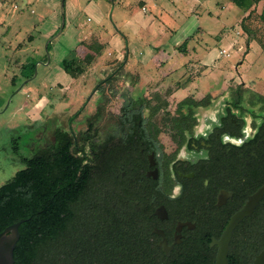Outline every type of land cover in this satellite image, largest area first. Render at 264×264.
Listing matches in <instances>:
<instances>
[{"label":"rangeland","instance_id":"1","mask_svg":"<svg viewBox=\"0 0 264 264\" xmlns=\"http://www.w3.org/2000/svg\"><path fill=\"white\" fill-rule=\"evenodd\" d=\"M159 1L171 5L169 0ZM204 1L212 12L208 17L183 12L184 3H179L180 16L174 22L169 43L173 45L174 39L181 38L179 42L193 44L197 51H203L218 44L220 35L214 36L217 26L228 30L238 39L240 43L234 42V48L243 45L238 56L221 57L218 64L201 66L187 62L177 69L171 67L164 71L166 75L161 73L157 80L146 81L142 87H133L134 83L122 87L115 83L95 92L94 86H90L82 96L74 93V88H70L69 92H62L57 87L39 88V97H45L46 103L39 102L36 106L40 108L39 111L33 112L32 109H19L28 95L17 92L18 88L28 79H34L37 83L43 77L49 83L60 82L63 85L68 82V73L61 71L57 64L60 57L73 54L76 38L74 27L80 20L86 21L87 17L90 26L107 31L110 57H120L122 60L127 49V55L135 62L144 61L138 71L146 69L147 72H155V67L149 61L150 47L136 38L139 37L136 33L145 26L146 17L144 19L140 13L136 0H0V185L22 167L21 162L15 161V155L8 152L11 146L17 145L21 154L31 155L52 138V130L56 126L77 134L87 131V116H92L95 112L92 110L100 107V116L90 119L94 120L89 134L91 137L85 142V150L91 157V144L103 143L125 99L124 94L129 97L131 91L138 94L135 89L141 90L143 113H149L151 121L159 126L160 138L167 145L170 143L169 135L173 133L171 118L180 113L177 104L184 94L180 92L188 83L195 81L188 89L189 97L201 100L200 105L193 107L198 117L231 95H244L246 99L254 98L255 94L264 95V18L260 15L264 14V0L243 19L242 24L243 11L231 0ZM221 5L224 9H221ZM198 25L204 27L203 34L196 33ZM28 35L34 38L31 45L28 44L23 53L15 49L17 43L27 41ZM182 36H191V39L184 40ZM248 40L250 42L246 45ZM13 59L23 63L33 62L32 75L27 79L21 76L20 66ZM183 59L186 61L188 57ZM175 91L178 94L172 95ZM196 94L200 97H196ZM82 103V110L77 111ZM157 106L158 110L151 117L152 109ZM5 150L7 156L4 155ZM102 189V194L109 195V186H102Z\"/></svg>","mask_w":264,"mask_h":264},{"label":"flooded vegetation","instance_id":"2","mask_svg":"<svg viewBox=\"0 0 264 264\" xmlns=\"http://www.w3.org/2000/svg\"><path fill=\"white\" fill-rule=\"evenodd\" d=\"M100 83L92 85L95 92ZM138 97L124 94L116 112L121 117L108 133L112 160L120 169L115 176L131 182L122 201L133 212L140 241L157 264H214L229 219L264 187V95H231L200 117L193 107L201 100L194 98L199 103L191 107V125L173 127L168 145L144 107L139 117L125 122V100ZM93 111L98 118V108ZM181 111L188 115L186 107ZM56 128L70 131L56 126L52 135ZM11 148L8 152L21 162ZM263 246L264 189L251 213L234 225L228 261L251 264Z\"/></svg>","mask_w":264,"mask_h":264},{"label":"trees","instance_id":"3","mask_svg":"<svg viewBox=\"0 0 264 264\" xmlns=\"http://www.w3.org/2000/svg\"><path fill=\"white\" fill-rule=\"evenodd\" d=\"M260 1L231 0L247 13L241 24ZM89 47L98 52L102 46ZM92 58L88 53L81 60H64L63 69L77 76L84 71L82 64H89ZM33 71L34 63L26 62L20 74L27 79ZM143 102L125 100V122L140 116ZM198 103L190 97L180 100V113L171 118L173 127L190 126L191 107ZM158 107L152 109L151 117ZM183 107L188 115L182 113ZM94 117L88 116V129L80 134L56 128L52 139L31 155L12 146L22 167L0 185V231L23 219L13 264H157L149 257L150 247L140 241L133 212L122 201L131 182L115 176L120 169L112 160L111 135L107 133L103 143L91 144V157L85 150ZM120 117L116 114L115 120ZM151 125L156 127V123ZM102 186L110 187L109 195L102 194Z\"/></svg>","mask_w":264,"mask_h":264},{"label":"crops","instance_id":"4","mask_svg":"<svg viewBox=\"0 0 264 264\" xmlns=\"http://www.w3.org/2000/svg\"><path fill=\"white\" fill-rule=\"evenodd\" d=\"M170 1L171 5L168 6L165 5L164 2H161L159 0H136V3L140 8V13L142 14V16H144V19L145 17L146 19L144 20V28L142 27L141 31L136 33V35H138L139 37H136V35L135 37L139 39V41L143 44H146L145 46L150 47L149 49L151 50V52L149 55V61L155 67V72L150 73L147 72L148 70L146 69V71L144 69L138 71L137 69L141 67L144 61L138 60L135 62L133 58L127 55V53L129 52L127 49L126 55L122 60L120 59V57H110L109 54L111 53L108 51V40L110 39V37L107 35V31L102 30L101 27L96 28L90 26L87 23V21L89 20V17H87L86 21L80 20L79 22H77L76 26L74 25L76 38L73 48V54L69 57H60L57 66L61 69V71H64V60H81L88 53L93 55L91 62L89 64H82L84 71L81 74L77 76H71L68 74V82L63 85L60 84V82L57 84L49 83L47 82L48 80L44 79V77L43 79H39V82L37 83L34 79H28L27 83L21 85L17 90V92L20 91V93L25 96L28 95V99L24 98V101L21 102V107H19V109H32L33 112L39 111L38 109L40 108L36 107L38 106L37 104H39V102L46 103L45 97H43L45 101L42 97H39V88L57 87L62 92H69L70 88H74V93L82 96L86 91V88L92 86L98 81L101 82L100 87L115 83L116 85L120 84L122 87H129L132 85V83H134L133 87H142L143 85H145V83H147L146 81L157 80L161 75H166V72L164 71L171 67L172 69H177L179 68V66L187 62L191 64L197 63L201 66L208 64H218L217 61L221 57L229 58L231 56L239 55L238 53L243 48V45L240 44L237 49L234 48L236 46H234V42H239L238 39L231 33H229L228 30L219 28L217 26H215L216 31L214 36L216 37L217 35H220L218 44L216 46L206 47L203 51H197L193 44L185 45V42H179L181 38H179V40L174 39L173 45L169 43V40L172 37V33L174 32V22L178 20V16H180L181 9L179 7V3L181 1L182 3H184V8H182L184 10L183 12L200 17H208V15L212 14V12L206 7L204 0H169V2ZM14 7L17 8V5L15 4ZM221 9H224L223 5H221ZM246 14L247 13L243 12L242 17ZM142 31L144 32L143 36ZM200 32H204V27L198 25L196 33ZM237 34L238 31L236 30L235 35ZM183 38L184 40H190L191 36H182V39ZM33 40V36L28 35L26 41L27 43L19 42L15 45V49H18L19 51L22 50L23 53L24 49L27 48L28 44L31 45ZM89 44H92V46L101 45L102 47L98 52H95L93 48L89 47ZM221 50H224L225 55L220 52ZM184 57H188V60L185 61L183 59ZM13 60L15 64H19L21 69L22 64H24L23 61L18 62L19 60ZM180 61H182V63L177 65V63ZM16 77L17 76H15V78ZM194 83L195 81L190 82L188 83L187 87L184 88V90L181 89L180 93H184L181 98L190 93V90L188 91V89H190ZM135 90L138 91V94H136L137 92L131 91L130 95L134 97L141 96V90ZM175 93L176 91L172 95H174ZM196 97H200L199 94H196Z\"/></svg>","mask_w":264,"mask_h":264},{"label":"water","instance_id":"5","mask_svg":"<svg viewBox=\"0 0 264 264\" xmlns=\"http://www.w3.org/2000/svg\"><path fill=\"white\" fill-rule=\"evenodd\" d=\"M263 189L264 187L251 195L244 203L243 207L229 219L218 241V251L214 264H230L227 258V252L232 229L241 218L251 213L254 205L262 195ZM22 221L23 219H20L0 231V264H13V249L19 238L18 226ZM251 264H264V246L254 256Z\"/></svg>","mask_w":264,"mask_h":264},{"label":"clouds","instance_id":"6","mask_svg":"<svg viewBox=\"0 0 264 264\" xmlns=\"http://www.w3.org/2000/svg\"><path fill=\"white\" fill-rule=\"evenodd\" d=\"M175 191L177 194L179 193V191H180L179 186L177 187V189Z\"/></svg>","mask_w":264,"mask_h":264},{"label":"built area","instance_id":"7","mask_svg":"<svg viewBox=\"0 0 264 264\" xmlns=\"http://www.w3.org/2000/svg\"><path fill=\"white\" fill-rule=\"evenodd\" d=\"M143 9H145V8H143ZM220 52H221L223 55H225V52H224V50H221Z\"/></svg>","mask_w":264,"mask_h":264}]
</instances>
